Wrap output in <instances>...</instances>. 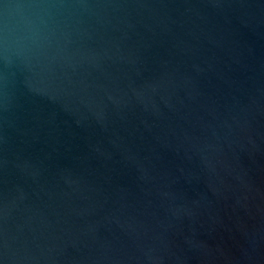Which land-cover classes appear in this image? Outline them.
Returning <instances> with one entry per match:
<instances>
[{"label": "water", "instance_id": "95a60500", "mask_svg": "<svg viewBox=\"0 0 264 264\" xmlns=\"http://www.w3.org/2000/svg\"><path fill=\"white\" fill-rule=\"evenodd\" d=\"M0 264H264V0H0Z\"/></svg>", "mask_w": 264, "mask_h": 264}]
</instances>
